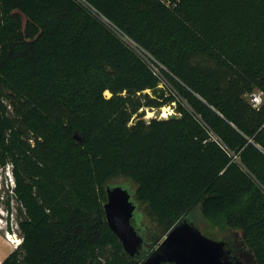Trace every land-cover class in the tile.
Instances as JSON below:
<instances>
[{"label":"trees","instance_id":"obj_1","mask_svg":"<svg viewBox=\"0 0 264 264\" xmlns=\"http://www.w3.org/2000/svg\"><path fill=\"white\" fill-rule=\"evenodd\" d=\"M175 1L0 0V164L22 237L1 264H143L106 219L120 177L160 227L153 250L193 215L264 264V104L246 98L264 51L225 41L264 32V0ZM169 105L179 118H144Z\"/></svg>","mask_w":264,"mask_h":264},{"label":"water","instance_id":"obj_2","mask_svg":"<svg viewBox=\"0 0 264 264\" xmlns=\"http://www.w3.org/2000/svg\"><path fill=\"white\" fill-rule=\"evenodd\" d=\"M163 118H179L171 112ZM104 210L111 230L118 237L125 253L143 260V264H259L244 243L229 239H213L196 225L197 217L189 215L167 233L152 252L143 235L142 213L129 183H107ZM136 220L135 224L133 220Z\"/></svg>","mask_w":264,"mask_h":264},{"label":"rangeland","instance_id":"obj_3","mask_svg":"<svg viewBox=\"0 0 264 264\" xmlns=\"http://www.w3.org/2000/svg\"><path fill=\"white\" fill-rule=\"evenodd\" d=\"M166 3L167 6H172L173 4H174L173 6H176L175 0H166ZM243 33L244 34L239 38L227 39L225 41L229 43V46H231L232 49H234L235 51H240L241 53H244L247 56H250L254 53L257 54V52L260 49L264 51V45H263L264 32H262L261 30L254 29V30H248ZM212 43L216 45L217 42H212ZM155 70L157 71L156 68ZM162 86L163 85H161V87ZM252 92L264 93L263 89L258 86L254 87ZM107 94L110 95L109 92H107ZM246 98L249 101L248 94L246 95ZM164 112L167 114L171 112H176V108L170 105L164 106L162 108H154V109L147 108L145 110L144 118L150 120L153 118L164 117L165 116L163 115ZM110 183H114V184L129 183L130 188L132 190L136 188L134 182L124 177L113 179L110 181ZM13 186H14V177L12 176L10 165L1 166L0 164V264L13 251V249H15L22 241V237L20 235L21 230L19 225L20 216L18 210V203L12 192ZM138 204H139L138 206L139 211L142 213V220L140 225L141 227H144V232H145L144 234H146L147 239L151 235L157 236L161 232L160 227L154 220H152L146 214L143 205H141L140 202H138ZM135 222L136 220L134 219L133 223L135 224ZM202 223L203 221L199 217H197L196 220L197 227L201 230L202 233H204L207 236L209 235V237H211L210 235L214 234L216 230H211L210 231L211 234H210L207 230L203 229ZM240 237H241V232H239V238ZM164 238L165 236L161 240H163ZM213 239H217V238H213ZM151 247L152 246L150 245V247L148 248L150 252H152L153 250Z\"/></svg>","mask_w":264,"mask_h":264},{"label":"built area","instance_id":"obj_4","mask_svg":"<svg viewBox=\"0 0 264 264\" xmlns=\"http://www.w3.org/2000/svg\"><path fill=\"white\" fill-rule=\"evenodd\" d=\"M248 98H249V102L251 103V105L256 109H259L264 104V93L263 92L248 93Z\"/></svg>","mask_w":264,"mask_h":264},{"label":"bare ground","instance_id":"obj_5","mask_svg":"<svg viewBox=\"0 0 264 264\" xmlns=\"http://www.w3.org/2000/svg\"><path fill=\"white\" fill-rule=\"evenodd\" d=\"M163 115H167V113H165V112H164V114H163Z\"/></svg>","mask_w":264,"mask_h":264},{"label":"flooded vegetation","instance_id":"obj_6","mask_svg":"<svg viewBox=\"0 0 264 264\" xmlns=\"http://www.w3.org/2000/svg\"><path fill=\"white\" fill-rule=\"evenodd\" d=\"M165 264H168V262H165Z\"/></svg>","mask_w":264,"mask_h":264}]
</instances>
